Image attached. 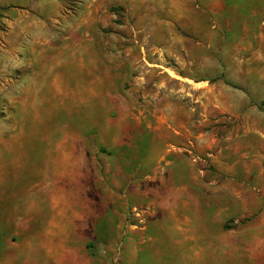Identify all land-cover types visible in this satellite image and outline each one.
<instances>
[{"label":"rangeland","instance_id":"rangeland-1","mask_svg":"<svg viewBox=\"0 0 264 264\" xmlns=\"http://www.w3.org/2000/svg\"><path fill=\"white\" fill-rule=\"evenodd\" d=\"M53 78L75 101L7 88ZM74 146L78 258L264 264V0H0V220ZM64 241L2 220L0 264Z\"/></svg>","mask_w":264,"mask_h":264},{"label":"crops","instance_id":"crops-1","mask_svg":"<svg viewBox=\"0 0 264 264\" xmlns=\"http://www.w3.org/2000/svg\"><path fill=\"white\" fill-rule=\"evenodd\" d=\"M7 88L12 90V93L22 92L27 95H37L41 92L57 96L61 94L72 95L74 101L76 96L75 86L73 89H63L58 85L57 78H53L52 81L48 82H39L35 79L31 82L29 80H11ZM32 100L31 102L34 103L35 99L32 98ZM44 101L45 99L41 98L39 103H43ZM46 139L50 140L49 137ZM72 139L76 142L74 138ZM73 148L74 151H69L68 153H64V155L57 150L52 156V163L55 162L56 158L59 159L60 157L62 160L69 159V163L66 164L69 167L60 172L62 180L60 179L57 183H45V181H42L36 189H28L29 200L19 205V207L12 206L9 209L6 208L5 218L3 217L0 220L5 222L6 229H10L12 235L20 239H36L38 237L48 239L61 238V240H65V245L54 246L50 244L44 247L32 246L27 249L15 246L13 249L11 248V253L4 250L1 264H94L92 259L87 258L83 254H79L78 258L77 249L69 245V239L76 238L78 233L84 231L87 227L85 228L81 224L75 225L76 222L72 221L73 228L71 229L69 225H66V230L62 232L59 226L63 222H69L72 209H75L77 206L91 207L93 205V189L91 185L85 183L80 185V191H76V186H78L76 184L78 157L76 146ZM4 167L7 169L8 164H5ZM65 173H68L74 182L63 181ZM87 188L90 190V194L88 193L89 198L85 196L86 191L84 190H87ZM32 192L35 193L32 194ZM31 195L35 196L34 200L31 198ZM85 200L90 204H87ZM87 214L89 215L90 211ZM196 239L200 238H192L193 242ZM40 255H42L41 258L38 257Z\"/></svg>","mask_w":264,"mask_h":264},{"label":"trees","instance_id":"trees-1","mask_svg":"<svg viewBox=\"0 0 264 264\" xmlns=\"http://www.w3.org/2000/svg\"><path fill=\"white\" fill-rule=\"evenodd\" d=\"M86 247H87V249H89L90 245H89V244H87V245H86Z\"/></svg>","mask_w":264,"mask_h":264}]
</instances>
